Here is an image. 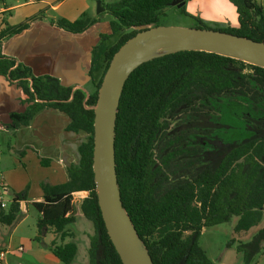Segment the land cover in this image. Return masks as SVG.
I'll return each mask as SVG.
<instances>
[{"label": "trees", "instance_id": "1", "mask_svg": "<svg viewBox=\"0 0 264 264\" xmlns=\"http://www.w3.org/2000/svg\"><path fill=\"white\" fill-rule=\"evenodd\" d=\"M173 0H117L100 2L111 16L110 33H100V46L128 29L103 50L104 66L91 93L63 86L50 75L31 68L1 51V42L44 17L42 12L0 28V75L22 91V112L11 113L6 126L27 125L44 108L64 112L67 130L84 133L79 162L67 167V180L41 181L42 201L34 236L62 264L76 254L68 226L84 217L93 225L87 249L88 264H122L112 245L98 207L92 171L93 119L102 76L117 49L140 27L158 24ZM237 15L235 26L214 27L264 43V10L256 0H228ZM180 11L188 15L185 6ZM99 21L82 12L75 20L50 19L70 33L85 31ZM195 27H207L195 18ZM96 48V47H95ZM94 55V49H93ZM94 64L89 74L92 75ZM264 68L239 59L198 50L166 53L143 62L124 83L115 120V169L120 197L138 237L153 264H211L198 244L205 227L236 217L233 230L247 231L262 218L264 207ZM184 123L168 132L170 119ZM186 135H196L188 141ZM194 143V144H193ZM198 168L190 175L192 167ZM170 179H176L170 183ZM76 191H87L81 202ZM14 194L0 222L12 224L20 211ZM54 235L48 243L43 230ZM69 237L67 240L66 238ZM264 227L251 242L239 243L245 264L260 250ZM58 241V242H57Z\"/></svg>", "mask_w": 264, "mask_h": 264}, {"label": "crops", "instance_id": "2", "mask_svg": "<svg viewBox=\"0 0 264 264\" xmlns=\"http://www.w3.org/2000/svg\"><path fill=\"white\" fill-rule=\"evenodd\" d=\"M98 1H96L97 10L91 11V13L86 12L89 8H87L84 0H61L57 4L46 2V5H49V9L52 10L65 7L64 12L60 15L66 20H75L82 12H86L93 18L99 17L98 22L79 33H70L51 24L50 19L56 18L50 15L45 6L42 7L45 4L44 0H40L41 4L34 10H32L35 3L33 0H26L9 6L3 3L0 5V28L8 22L10 25L22 22L36 12L44 13L45 17L32 22L27 29L20 33L3 40L1 42L2 53L15 57L18 61L29 66L35 75H50L57 78L63 86L81 88L86 93H91L94 90V83H96V75L103 69V50L106 48L104 47L102 51L98 49L99 34L110 33L109 22L111 20L103 14V11H98ZM182 1L187 13L190 15L197 13L200 20L209 21L215 24L217 28L237 24L235 8L228 0ZM258 3L264 10V0H260ZM196 4H205L208 8L206 10L202 8L201 11ZM12 10L15 16H11ZM11 17L15 18L11 20ZM195 24L194 22L191 27H195ZM114 36L107 39L109 44ZM93 64L94 68L92 75H90L89 71ZM21 97L20 87L8 82L5 77L0 75V166L7 165L9 162L13 165V168L8 167L4 171L5 173L14 171L16 166L21 165H29L31 170L36 169L40 173L36 179L29 176L30 183L33 179L35 188L28 198L20 200L19 213H25L28 204L31 205L34 201H42L41 181L59 184L67 180V167L78 164V146L85 140V134L67 130L69 117L64 112L54 108L40 110L27 125H21L16 129L7 127L6 125L10 123V114L22 112L25 109V104H22L20 100ZM6 147L9 148L8 154L4 152ZM22 154L23 158L20 157L19 159L18 156ZM23 159L27 163L23 162ZM5 175L0 174L2 176L0 179V198L2 192L12 194L17 189L14 182L17 179H5ZM87 194V191H76L73 193V200L81 202ZM83 218H78L73 224L85 222L86 219ZM83 225L84 223H82L78 234L68 230L71 232L70 239L77 245L76 254L80 241L83 243L84 249H88L89 236L93 233L92 228ZM75 256L72 262H74ZM55 260L51 262L53 264L61 263L57 258ZM83 263L88 264V257L83 260ZM4 264H6V260H4Z\"/></svg>", "mask_w": 264, "mask_h": 264}, {"label": "water", "instance_id": "3", "mask_svg": "<svg viewBox=\"0 0 264 264\" xmlns=\"http://www.w3.org/2000/svg\"><path fill=\"white\" fill-rule=\"evenodd\" d=\"M171 5L180 8L182 0ZM98 11H103L98 1ZM114 53L102 76L97 92L93 119L92 171L98 207L108 237L122 264H153L124 208L115 169V120L123 86L140 64L167 53L198 50L211 52L264 68V43L226 31L202 27H140ZM166 54V53H165ZM163 55V54H162ZM259 246H264V238Z\"/></svg>", "mask_w": 264, "mask_h": 264}, {"label": "rangeland", "instance_id": "4", "mask_svg": "<svg viewBox=\"0 0 264 264\" xmlns=\"http://www.w3.org/2000/svg\"><path fill=\"white\" fill-rule=\"evenodd\" d=\"M26 0H0V5L3 3L7 6L12 4H17ZM35 3L33 5L32 10H34L37 6H39L40 0H33ZM45 4L42 7H46V10L50 13L52 17L63 18L60 14H62L65 10V7H61L58 10L49 9V5H46V2H50V4H57L61 0H44ZM71 1V0H68ZM97 0H84L86 5L89 8L86 12L91 13L97 10L96 6ZM100 2L108 3L114 2L117 0H99ZM259 2L260 0H256ZM68 3V2H67ZM194 4V3H193ZM66 5V4H64ZM198 8L202 11L206 10V5L196 4ZM215 7V6H214ZM186 11V10H185ZM11 16H15L14 11L12 10ZM37 13V12H36ZM34 13V14H36ZM163 15L161 16L157 25L161 26H177V27H191L195 22V18H198L197 13L194 15H186L180 11V9L176 5H169L163 9ZM45 17V14L42 13ZM106 17L111 18L107 13L103 12ZM43 17V18H44ZM9 18V17H8ZM15 17H11L13 20ZM8 22V21H7ZM9 23V22H8ZM204 24L207 27L214 28L215 24L204 21ZM221 27V26H220ZM219 28V27H218ZM128 29H124L118 32L114 38L110 41H104L98 49L100 51L103 50L104 47H109L111 44H114L121 34L127 32ZM104 66V62L103 65ZM103 68V67H102ZM102 71V70H101ZM101 71L97 73L95 81L97 82ZM169 122V130L168 132L172 133L171 130H175L178 125L184 123V119H170ZM196 135H186L188 141L194 139ZM86 137V136H85ZM194 144V143H193ZM4 152L6 154L9 153V148L6 147ZM3 154V155H6ZM19 155V154H18ZM23 158V154L18 156ZM23 162L27 163L25 159ZM13 168V165L9 162L7 165L0 166V174L2 176L5 175V179H17L15 180V186H17L15 191L12 194H7L5 192L1 193V199L6 205L3 208L5 211L8 208V204L13 197L14 194H19L22 199L28 198L31 192L34 190L35 186L33 183V179H36L37 175L40 173L36 171V169L31 170L30 166H16V170L14 171H7L4 172L7 168ZM193 169H190L188 173H182L183 175L180 176L182 178L185 175H190L194 173V171L198 168L197 166H193ZM0 176V179L2 178ZM11 176V177H10ZM29 176L32 177V182L30 183ZM176 179H170V183H174ZM30 187V188H29ZM1 201V200H0ZM25 208V206H24ZM37 211L32 205H27V212L22 213L20 212L16 218V220L10 224H3L0 222V251H7L4 260H6V264H53L51 261H56L54 256L51 254L49 250H45L42 246V243L36 241L34 239V235L37 233L36 227V219H37ZM85 219V218H83ZM85 221V220H84ZM236 222V217H231L228 222L217 224L214 226H209L203 228L199 237H198V244L200 247L205 251L206 256L210 260L211 264H245L244 257L242 252L237 250L238 244L241 243H248L253 240V238L258 234V231L264 227V207L262 210V218L258 225L251 227L249 230L244 232H235L233 230L234 224ZM83 226H87L88 228H92L93 232V225L92 223L86 219L85 222H78L76 225L71 224L68 226V230L74 233H79L80 229ZM70 232V235H71ZM42 240L43 243H48L51 239L54 238L53 233L50 229L43 230L42 232ZM67 240L69 237L66 238ZM58 242V241H57ZM19 246L23 247L22 251H18L17 248ZM260 250L254 253L248 264H264V246H259ZM74 262L72 264H84L83 260L87 258V250L84 249L83 243L79 242V249L75 256ZM58 261V260H57ZM60 262V261H59ZM62 264V263H60ZM86 264V263H85Z\"/></svg>", "mask_w": 264, "mask_h": 264}, {"label": "built area", "instance_id": "5", "mask_svg": "<svg viewBox=\"0 0 264 264\" xmlns=\"http://www.w3.org/2000/svg\"><path fill=\"white\" fill-rule=\"evenodd\" d=\"M0 207H4L5 206V203L2 201V199L0 198ZM18 251H22L23 250V247L22 246H19L17 248ZM7 251H0V264H4V257L6 255Z\"/></svg>", "mask_w": 264, "mask_h": 264}, {"label": "bare ground", "instance_id": "6", "mask_svg": "<svg viewBox=\"0 0 264 264\" xmlns=\"http://www.w3.org/2000/svg\"><path fill=\"white\" fill-rule=\"evenodd\" d=\"M167 52H168V49L162 48V49H159V50L153 52V55H162V54H165Z\"/></svg>", "mask_w": 264, "mask_h": 264}, {"label": "flooded vegetation", "instance_id": "7", "mask_svg": "<svg viewBox=\"0 0 264 264\" xmlns=\"http://www.w3.org/2000/svg\"><path fill=\"white\" fill-rule=\"evenodd\" d=\"M263 120H264V117H263Z\"/></svg>", "mask_w": 264, "mask_h": 264}]
</instances>
